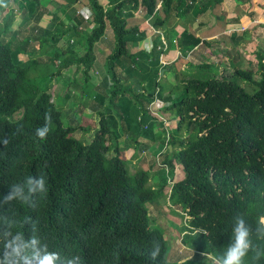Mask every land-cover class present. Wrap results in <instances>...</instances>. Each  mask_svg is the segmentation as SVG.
Masks as SVG:
<instances>
[{
  "label": "trees",
  "instance_id": "trees-1",
  "mask_svg": "<svg viewBox=\"0 0 264 264\" xmlns=\"http://www.w3.org/2000/svg\"><path fill=\"white\" fill-rule=\"evenodd\" d=\"M43 1L7 0L9 6L0 7L5 22L0 26V136L9 138L0 147V194H6L12 183L40 172L48 183L47 195L36 208L13 202L9 214L33 216L50 249L79 255L85 264H180L167 260L163 230L153 225L148 213V205H158L163 187L170 184L166 203L184 214L181 243L192 251L185 264H212L206 256L216 261L222 254L230 242L235 215H245L253 227L264 217V55L258 57V80L253 79L252 69L213 71L211 65H218L204 60L196 69L210 71L209 76L184 77L180 85L179 81L168 87L160 79L155 81L159 69L158 59L151 56L157 50L154 41L150 51L130 52L129 43L145 32L139 29L143 17L134 22L129 18L141 5L151 26L160 27L170 13L187 14L194 9L195 0H105L106 5L101 0H81L88 17L73 9L65 20L58 16V7L47 11ZM74 2L69 0L60 10L66 11ZM13 7L28 10L23 15L25 22L30 18L41 22L42 16L55 22L54 29L32 27L38 31L34 38L40 40L39 52L53 50L46 54L48 59L39 60L40 54L35 57L36 52L28 48L29 39L13 45ZM107 27L115 40L111 52L99 61L96 44ZM64 35L68 41L60 47ZM179 42L182 55L185 50L192 54L199 38L184 30ZM147 61L154 66L149 79ZM38 65L45 73L51 69L52 79L65 68H79L84 86L69 89L74 102L89 82L93 100L87 114L97 118L89 143L70 136L80 127L78 113L64 124L63 101L54 100L50 87L41 88L34 80ZM99 66L106 70L103 75ZM241 81L257 89L249 93ZM155 85V95L161 100L157 117L167 114L176 117L177 123L160 141L158 162L149 166L158 181L150 184L148 169L130 174L132 164L125 152L132 148L135 158L149 151L155 135H164V121L149 116L147 109ZM70 110L75 113L76 108L69 106ZM46 111L52 116L51 131L41 140L35 129L44 123ZM120 137H124L122 146L117 143ZM132 140L141 142L137 145ZM167 155L183 168V177L172 183L167 181L172 175L161 167ZM152 240L161 245L156 261L148 256ZM245 264H251L250 256Z\"/></svg>",
  "mask_w": 264,
  "mask_h": 264
},
{
  "label": "rangeland",
  "instance_id": "rangeland-1",
  "mask_svg": "<svg viewBox=\"0 0 264 264\" xmlns=\"http://www.w3.org/2000/svg\"><path fill=\"white\" fill-rule=\"evenodd\" d=\"M74 1V0H73ZM44 4L43 6H47L48 7V3L49 0H45L43 1ZM53 4L49 7V10L53 11V8L56 6L55 3L59 4V3H68L69 0H52ZM77 1L75 0L74 3H76ZM158 5V4H157ZM14 8V7H13ZM83 8L82 6L79 8L81 9ZM39 9L43 10L41 7H39ZM84 10V9H82ZM81 10V11H82ZM26 12H28L27 9H22L20 11H16L14 8V16L10 21V29L14 31V35H15V40L13 42V45L18 44L21 40L22 41H26L27 39H29V45L28 48L29 50H32L34 52H36L35 57L38 58V54H40L41 56L39 57L41 59H48L47 55L52 54L53 50L52 49H48L47 53H43L41 54L40 51V40L39 39H35V34L38 33L37 29H33V26H42V27H50V29H54L55 28V22L53 20H51L50 16H42L40 17L41 22L35 20L34 18H30L29 15V20L28 22H25L23 20V15L26 14ZM27 15L25 17V19H27ZM68 16L66 15V13H63V15L61 16L62 20L67 19ZM25 22V23H24ZM150 22V20H147V24H145V26L147 27V29L151 30L150 25L148 24ZM181 24H185L187 25L186 22V18L181 19L180 20ZM4 17L2 15H0V26L4 25ZM151 24V23H150ZM55 25V26H54ZM54 26V27H53ZM163 37L166 34V30H164L162 32ZM175 34H173L174 36ZM66 35H64L61 40L59 41L58 45L60 47H64L66 42L68 41V39L65 37ZM106 36L109 37L107 40L108 44H105L104 42L102 44H98L96 45V48L99 50V56L102 59L105 55L106 52H111L113 44H114V34L113 31H109L106 33ZM158 34H154V41L159 42V38H158ZM165 41H170V45L167 49L166 54H170L172 53L173 55H175V46L172 40L165 38ZM247 40H255V47H247L244 49L245 51V56L247 58H245V62L243 63V66L245 68H249L252 69L253 72V79L258 80L260 78V73L259 71L257 72L258 69V59L255 61L256 57H255V51L258 48L257 51L259 52H264V33L261 34L260 38L259 35H252L249 36L247 38ZM175 41V40H174ZM148 46V40H147V45L142 44L141 48H145V51H150L153 47V45L151 46V48H147ZM257 46V47H256ZM204 46H201L199 50H195L194 54H190L191 51H183V55H179L178 57H184L182 58L183 61H178V66L176 67L177 71L179 73H177V78H174V74H173V70H174V66L173 65H169L170 67H168V70L165 69V76L162 77L163 79H161L162 82L168 83L169 86H173L175 83H178V80H182L184 77H201V78H205L207 76H209L210 71H206L204 69H196L195 66H198V64H200V62L202 61H207L210 62L212 64H215V66H219L220 71L224 70V67L227 68V65L225 63L224 59V53L220 54L218 51L219 49H212L210 50V54H208L206 57L202 56L203 58L200 59H196V61H194L193 59H189L192 56H194L195 54H197V56H200V50L203 49ZM226 48V47H225ZM79 51L82 50L81 48H78ZM205 49V48H204ZM98 50H96L97 54H98ZM103 50V51H102ZM254 51V53H253ZM163 52V50H162ZM208 52V50L206 51V53ZM160 51L156 50L153 51L151 53V56L153 55V57H155L154 59H158V55H159ZM47 54V55H46ZM190 54V55H189ZM204 55H206L204 53ZM103 56V57H102ZM249 58V59H248ZM202 59V60H201ZM188 60V68L185 72H183V70H185L184 68L187 66L185 61ZM147 67L145 68V70H149L150 73L147 75V78H151V73H152V69H154V66L152 65V63H149V61L146 62ZM156 66V65H155ZM159 67L163 66L161 64H158ZM213 67V71H218L219 68H215L213 65H211ZM221 66L223 67V69H221ZM42 65H38L37 69H35L36 72V76L34 78V80L37 82V84L41 87V88H45V87H50L49 91L50 93L53 95L54 100H56V98L58 99V101H63L60 105L62 107V109H64L65 113V117L62 118L64 124H68L70 122H72V120H70V118L74 116H77L78 113V118H80V124L78 121L77 126H80L79 129L70 134V136L75 137L76 139L82 140L84 143H89L94 135V131L97 128V118L95 119V117H90L88 116L87 113H90L89 110V106L92 103V95L89 94L90 92V84L88 82V84H85V88H83V91L80 95V99L76 100V102H74V94L69 92V89H72L73 87H75L76 85H83L84 81H83V74L80 70H78L79 68L73 66V67H69V68H65L63 69L59 74L55 75L52 78L49 77V73L51 72V69L45 73V68H42ZM101 69V75H103L105 73V69L103 66H99ZM198 68V67H197ZM98 71V69H95ZM169 71V72H168ZM211 71V72H213ZM99 74V73H98ZM185 74V75H184ZM161 77V76H159ZM173 78V79H172ZM77 83H74L76 81ZM169 80V81H168ZM92 81H90L91 83ZM72 84V85H70ZM241 86L244 88V90H246L249 93H253L257 87L250 82L247 81H241L240 82ZM84 86V85H83ZM79 92V90L77 91ZM130 92V91H129ZM82 96V98H81ZM79 101H81V103L79 104ZM58 106L59 102L56 103ZM79 104V105H78ZM69 106H73V108H76L75 113H72V110H69ZM59 107V106H58ZM133 106H131L132 108ZM154 111V110H153ZM77 112V113H76ZM155 112V111H154ZM116 113V110L114 111V114ZM135 115V114H134ZM139 117H141V113L138 115ZM154 117L157 115H153ZM160 120L164 121V130L165 132L163 133V136H156L154 141L152 142V145H150L149 151H145L142 153H138L136 155V157L134 158V150L132 148L128 149L125 152V158L128 160H130L131 162V166L129 167V171L130 174L133 175L135 174L136 170L138 169H142V170H149L150 173V178H149V183L150 184H154L155 182L158 181V176L157 174L153 173V171L151 172L149 169V166L154 165V163L158 162V157L157 155L159 154V152L162 150V146L160 144L161 139L163 138V141L166 139V135H168L170 132H172L175 127H176V123H177V119L175 118H170L169 115L165 114L163 116L158 115V117ZM162 118V119H161ZM153 132H157V130L155 128H153ZM167 132V133H166ZM158 135H162V133L158 134ZM123 141H124V137H120L117 140V143L119 146L123 145ZM141 142V140H138L137 143L132 140L133 143H136L137 145L138 142ZM151 142V141H150ZM154 167V166H153ZM161 167L164 169V171H167L168 173H170V178H168V183H172L174 181H177L179 179H181L183 177V168L182 165L177 164L175 161H173L172 159H170V156L167 155L165 158V161L162 163ZM154 170V169H153ZM170 187V184H169ZM169 187L165 186L163 187L162 191L164 193V196H161L159 204L153 206V205H148V213H149V217L151 219V222L153 223L154 226L159 227L163 230V236L166 239V244L168 247V251H167V260L172 263L173 261H181V260H186L189 259V257L191 258L192 256V251L189 250L188 248L184 247L181 243V235H180V230H181V226L184 224L185 222V217L184 214L179 211L178 209H174L173 207H169L168 204L166 203V195L167 192L169 190ZM174 209V212L172 211ZM206 259H210V261L212 262V264H216V261L214 259H211L210 256H206Z\"/></svg>",
  "mask_w": 264,
  "mask_h": 264
},
{
  "label": "crops",
  "instance_id": "crops-1",
  "mask_svg": "<svg viewBox=\"0 0 264 264\" xmlns=\"http://www.w3.org/2000/svg\"><path fill=\"white\" fill-rule=\"evenodd\" d=\"M50 1L51 0H49V3L47 4L48 8L51 6ZM76 1L77 2L74 3L73 6L68 7L66 11L60 10L64 7L66 2L59 4L55 3V7H58L59 9L58 16L61 17L63 13H66L67 15L70 11L75 9L78 11V13H83V16L87 18L89 15V11L86 10L87 8L85 9L83 4L81 3V0ZM107 2L105 0H101V3L104 5H106ZM194 4V9H192L187 14H184L181 11L178 15L170 13L166 21L160 27L153 28L149 22L148 24L150 25L151 30L147 29V27L145 26V24H147V20H149L146 17L147 10L145 7L140 5L138 10L134 11V16L132 18H129L131 22H134L135 18L143 17L144 20L139 23V29L145 32L144 36H139L136 34L134 39L135 41L129 43L128 48L131 53L140 50L145 51L146 49H142L141 46L142 44H144L145 47V44L147 45V40V48H151V46L154 45V34L157 33L159 35V43L154 41L156 49L160 51L157 60V67L159 70L158 76L155 78V81L163 79L162 77L165 76L166 72L165 69L168 70V67H170L169 65H173L175 70L177 69L176 67L178 66V61H183L182 58L184 57H178V54L180 55L182 53L180 51L179 41L182 39L184 30H187V33L189 35L192 34L196 38H199V43L195 46L194 51L199 50L201 46H204L203 49L200 50V56H197V54L192 56L194 54L193 52L189 59H193L194 61H196V59L203 58L202 56L206 57L208 54H210V50L216 48L219 49L218 52L220 54L224 53L223 60L226 64H228L226 69L229 71L233 67L245 68L243 66V63L245 62V58L247 57L245 56L244 49L247 47H255V40L251 41L247 40V38L251 36V34L253 36L259 35L260 38L261 34L264 33V0H217L216 3H213L211 0H195ZM81 6L83 8L79 9ZM157 7L158 6L156 5L155 8ZM184 18H186L187 25L181 24L180 22V20ZM92 27L93 22L86 27V30L90 31ZM164 30H167L164 37L173 41L172 44H174L176 48V50L174 51L175 55L172 54L173 52L170 54L164 53L167 51L170 45V41H165L163 37L162 32ZM109 31L110 29L107 27L104 35L97 42L98 44H102L103 42L105 44H108L107 40L109 37L106 36V33ZM173 34L175 35L173 36ZM207 50L208 52L206 53ZM257 50L258 48L255 51V57L257 56L255 61L258 59L259 55H264V52H259ZM204 53L206 55H204ZM106 54H108V52H106ZM97 56L100 61V56ZM185 63L187 66L184 69L187 70L188 60H186ZM158 64H161L163 66L159 67ZM195 68H197V66H195ZM221 69H223L222 66ZM174 70L172 71L174 74V78H177V74L174 72ZM176 72L179 73L177 70ZM137 79H139V77L135 78V81ZM179 81L180 85L181 80H178V82ZM157 92L158 89L155 85L153 99L147 107L149 116L152 115L151 112L155 111L154 113H156L157 108L161 104V100L157 99V95H155ZM166 92L167 90L165 91V93Z\"/></svg>",
  "mask_w": 264,
  "mask_h": 264
},
{
  "label": "clouds",
  "instance_id": "clouds-1",
  "mask_svg": "<svg viewBox=\"0 0 264 264\" xmlns=\"http://www.w3.org/2000/svg\"><path fill=\"white\" fill-rule=\"evenodd\" d=\"M8 6L7 0H0V7ZM51 122V113L46 111L44 123L35 129L39 139L47 138ZM8 143L6 134L0 136V147ZM47 192V178L40 172L12 183L6 194H0V264H85L79 255H62L50 249L39 235L38 221L33 216L17 218L15 214H9L13 202L34 209ZM17 225H20L19 230H16ZM160 254V242L152 240L148 250L149 258L156 261ZM249 256L251 264H259L264 259V217L253 227L245 215L237 214L233 217L230 242L222 254L215 258L216 264H245ZM180 264H185V261L181 260Z\"/></svg>",
  "mask_w": 264,
  "mask_h": 264
},
{
  "label": "built area",
  "instance_id": "built-area-1",
  "mask_svg": "<svg viewBox=\"0 0 264 264\" xmlns=\"http://www.w3.org/2000/svg\"><path fill=\"white\" fill-rule=\"evenodd\" d=\"M152 113V115H156V113H154V112H151Z\"/></svg>",
  "mask_w": 264,
  "mask_h": 264
},
{
  "label": "water",
  "instance_id": "water-1",
  "mask_svg": "<svg viewBox=\"0 0 264 264\" xmlns=\"http://www.w3.org/2000/svg\"><path fill=\"white\" fill-rule=\"evenodd\" d=\"M167 148H168V150H170V147L169 146Z\"/></svg>",
  "mask_w": 264,
  "mask_h": 264
}]
</instances>
